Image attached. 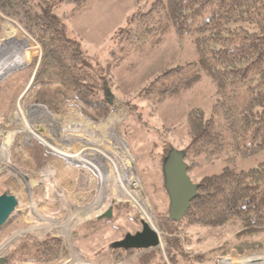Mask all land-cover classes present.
I'll return each instance as SVG.
<instances>
[{
  "label": "rangeland",
  "instance_id": "rangeland-1",
  "mask_svg": "<svg viewBox=\"0 0 264 264\" xmlns=\"http://www.w3.org/2000/svg\"><path fill=\"white\" fill-rule=\"evenodd\" d=\"M153 1L90 0L82 10L65 18L68 35L80 39L87 54L106 65L119 43L131 45L125 37L137 29L135 13L148 9ZM72 7L64 3L55 12L62 16ZM41 56L36 38L0 11V194L7 191L19 201L0 226V244L25 230L9 242L0 257L7 258L11 246L25 235L52 234L61 236L69 251L67 258L55 264H74L75 259L83 264H138L141 251L116 261L118 255L111 244L140 230L147 215L158 230L160 243L163 240L157 248L165 262L172 264L166 252L171 234L165 228L169 204L163 190L162 163L167 149L183 150L188 140V110L201 106L210 114L215 86L204 75L181 96L163 102L154 115L140 91L164 70L196 59L192 37L181 38L172 29L156 47L132 48L113 68L118 87L113 88L114 94L108 93L113 111L100 121L85 115L76 97L63 104L62 113L36 102L40 86L33 81ZM261 159L259 154L239 159L237 165L248 168ZM223 166L221 161L204 164L194 176L217 172ZM122 185L129 187L128 196L121 195ZM110 208L111 216L103 215ZM89 223L96 225L93 233ZM46 226L54 227L44 230ZM63 227H68V236ZM238 230L236 224L188 229L191 242L183 240L184 250L190 256L206 254ZM251 239L264 240V231ZM262 255L264 245L244 252L230 248L226 254L214 255L210 262L196 264H242L245 259L257 264Z\"/></svg>",
  "mask_w": 264,
  "mask_h": 264
},
{
  "label": "trees",
  "instance_id": "trees-1",
  "mask_svg": "<svg viewBox=\"0 0 264 264\" xmlns=\"http://www.w3.org/2000/svg\"><path fill=\"white\" fill-rule=\"evenodd\" d=\"M89 2L0 0V11L16 19L41 45L33 81L40 86L36 102L62 113L63 104L76 97L89 118L106 119L113 111L108 93L114 94L113 88H118L113 68L132 48L156 47L172 29L181 38L192 37L196 59L164 70L140 91L154 115L163 102L181 96L204 75L215 86L210 114L201 106L187 112L188 140L183 151L188 173L199 185L198 195L180 221L165 216V228L171 234L166 246L168 258L172 264L207 263L230 248L244 252L264 245V240L251 239L264 231V0H154L148 9L135 13L137 29L125 37L131 45L119 43L106 65L87 54L80 39L68 35L65 18ZM64 3L73 7L58 15L55 11ZM54 83L58 86L53 89L43 88ZM259 154L262 159L257 164L238 167L239 159ZM219 161L224 163L219 171L194 176L204 164ZM121 188V195L128 196L129 187ZM163 190L170 205L165 184ZM231 224L239 230L212 251L190 256L184 250L183 240L191 242L188 229ZM87 225L93 233L96 225ZM111 249L118 255L116 261L141 251L138 264H167L158 248ZM68 256L61 236L25 235L11 246L6 264H55Z\"/></svg>",
  "mask_w": 264,
  "mask_h": 264
},
{
  "label": "water",
  "instance_id": "water-1",
  "mask_svg": "<svg viewBox=\"0 0 264 264\" xmlns=\"http://www.w3.org/2000/svg\"><path fill=\"white\" fill-rule=\"evenodd\" d=\"M165 188L170 197L169 216L174 221H180L190 207L191 201L198 195V183L194 182L188 173V163L183 150L172 147L163 162ZM19 201L16 195L7 191L0 194V226L14 212ZM112 208L103 215L110 217ZM142 228L135 233L128 232L121 239L113 241L115 249L137 248L149 250L160 247L157 232L142 219ZM0 264H6V257H0Z\"/></svg>",
  "mask_w": 264,
  "mask_h": 264
},
{
  "label": "bare ground",
  "instance_id": "bare-ground-1",
  "mask_svg": "<svg viewBox=\"0 0 264 264\" xmlns=\"http://www.w3.org/2000/svg\"><path fill=\"white\" fill-rule=\"evenodd\" d=\"M24 120V119H23ZM127 161H129V159L127 160ZM79 213H77V216L76 217H78L79 215H78ZM74 216V217H75ZM37 217L39 218L40 217V215L39 214H37ZM43 217H45V216H43ZM73 217V218H74ZM144 220L149 224V226L152 228V229H154L156 232H157V234H158V236H159V233H158V230L152 225V223H151V220H150V218L147 216V215H144ZM70 219V218H69ZM56 224V223H55ZM50 225V224H49ZM53 225V224H52ZM54 226H46L45 228H44V230H46V229H51V228H53ZM62 228V227H61ZM71 228V227H70ZM32 230H35V228H31ZM30 229V230H31ZM39 230H42V228H38ZM25 230H24V228L22 229V230H19V232H17L15 235H12L10 238H8L7 240H6V242H4L3 244H0V254L1 253H4V251L6 250V247H7V245L9 244V242L13 239V238H15V236L16 235H19V234H21L22 232H24ZM63 232H64V234L65 235H67L68 236V227L66 228V227H63V230H62ZM12 234V233H11ZM159 238H160V236H159ZM163 244V240H161V243H160V245H162ZM258 260H260L259 262H257V264H264V255H262ZM76 261V262H75ZM75 261L73 262L74 264H83V263H81V262H79L78 260H76L75 259ZM243 263L242 264H249V259L248 260H243L242 261Z\"/></svg>",
  "mask_w": 264,
  "mask_h": 264
}]
</instances>
